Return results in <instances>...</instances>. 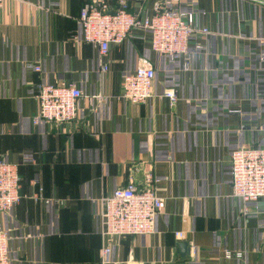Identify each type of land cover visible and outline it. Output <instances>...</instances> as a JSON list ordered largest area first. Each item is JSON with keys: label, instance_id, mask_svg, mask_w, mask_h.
Listing matches in <instances>:
<instances>
[{"label": "crops", "instance_id": "0c3cea01", "mask_svg": "<svg viewBox=\"0 0 264 264\" xmlns=\"http://www.w3.org/2000/svg\"><path fill=\"white\" fill-rule=\"evenodd\" d=\"M125 1L141 17L164 6L194 13L211 33L205 50L191 45L188 61L169 62L135 30L101 59L80 39L84 0L0 9V158L18 166L22 196L0 215L11 264H104L105 243L110 264H264V200L235 199L230 174L234 150L264 148V0ZM109 2L118 9L120 0ZM144 65L156 71L152 98L121 101L123 76ZM39 83H73L101 100L80 101L73 125L36 126ZM148 173L165 201L154 233L107 242L100 199L132 176L143 186ZM41 190L64 205H46Z\"/></svg>", "mask_w": 264, "mask_h": 264}, {"label": "built area", "instance_id": "2783aa9c", "mask_svg": "<svg viewBox=\"0 0 264 264\" xmlns=\"http://www.w3.org/2000/svg\"><path fill=\"white\" fill-rule=\"evenodd\" d=\"M6 0H0V9ZM125 0L118 9L112 10L109 0H84L80 13L81 41L98 49L102 58L107 57L112 46L123 44L135 30H143L151 36L150 47L154 53L165 56L169 62L188 61L191 45L195 51H204L210 31L200 27L194 13L182 12L173 6L157 8L152 16L141 17L129 11ZM188 69V64L185 66ZM108 66L102 71L107 72ZM36 73L41 72L34 66ZM156 71L150 65L136 68L123 76L121 101L140 105L153 96ZM39 103L34 125L58 126L77 123L78 104L84 99L101 100L87 96L76 84L39 83L36 86ZM165 97L176 102V94L169 90ZM77 125V124H76ZM230 174L233 197L244 205L264 200V148L236 149L230 155ZM157 179L153 173L145 176L143 186L130 177L126 187L117 188L110 196L100 199V235L107 242L127 236L151 235L155 231L157 217L165 209V201L157 194ZM21 177L19 168L0 158V215L11 213L21 200ZM37 199L46 205L63 206L58 200L45 199L42 190ZM10 235L0 222V264H11ZM195 254L196 249L190 248ZM104 264L111 263L112 246L105 243L101 251ZM226 260L242 261V252L225 250Z\"/></svg>", "mask_w": 264, "mask_h": 264}, {"label": "water", "instance_id": "95a60500", "mask_svg": "<svg viewBox=\"0 0 264 264\" xmlns=\"http://www.w3.org/2000/svg\"><path fill=\"white\" fill-rule=\"evenodd\" d=\"M181 248H182L184 251H187V252L191 253V252H190V247H188V245L184 244V245L181 246Z\"/></svg>", "mask_w": 264, "mask_h": 264}]
</instances>
